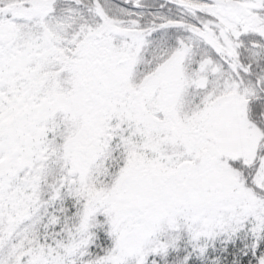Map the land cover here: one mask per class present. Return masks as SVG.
Returning <instances> with one entry per match:
<instances>
[{
	"label": "snow or ice",
	"instance_id": "6c2138e0",
	"mask_svg": "<svg viewBox=\"0 0 264 264\" xmlns=\"http://www.w3.org/2000/svg\"><path fill=\"white\" fill-rule=\"evenodd\" d=\"M0 264H264V0H0Z\"/></svg>",
	"mask_w": 264,
	"mask_h": 264
}]
</instances>
